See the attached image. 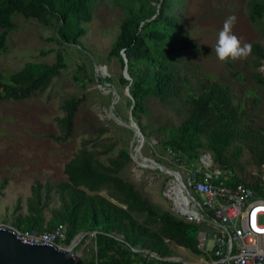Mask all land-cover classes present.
Masks as SVG:
<instances>
[{"label": "rangeland", "instance_id": "374dc122", "mask_svg": "<svg viewBox=\"0 0 264 264\" xmlns=\"http://www.w3.org/2000/svg\"><path fill=\"white\" fill-rule=\"evenodd\" d=\"M124 1L93 0L92 20L84 25L86 33L79 39L81 46L67 45L64 49L53 39L52 26L45 27L35 19L20 15L13 17L15 28L7 38L6 51L0 55L1 73L18 72L29 61L52 64L58 50L63 52L66 67L43 93L18 102L0 99V182L3 179L6 182L0 191L1 222L12 225L19 214H26L34 184L65 181L64 165L83 146L99 152L95 159L105 165L126 147L131 161L119 177L133 184L158 210L169 212L161 195L168 177L157 169L167 149L161 143L168 140L169 132L184 120V100L188 94H198L199 86L206 81L229 87L234 104H239L244 111V125L255 132L264 125V88L255 84L251 77L253 58L247 56L221 62L215 53L218 34L226 18L236 17L232 34L242 44L262 46L264 19L254 25L250 23L248 0H179L167 13L178 18L179 28L192 45L172 64L181 84L179 97L165 103L148 97L146 114L140 116L142 133L125 103L130 96L118 81L123 71L115 58L108 59L124 17L120 5ZM156 57L162 64V71L169 72L165 52L158 50ZM80 66L84 68L79 69ZM256 71L264 78V63ZM105 77L112 83L106 82ZM72 97L80 102L72 119L71 134L65 138L59 120L65 116L64 102ZM253 99H256L255 104ZM131 124L140 131L142 144L137 135L133 136L135 129ZM111 145L110 152L101 153ZM135 152L140 154L135 155ZM138 160L144 168L139 167ZM233 170L242 180L252 182L260 167L254 164L251 152L243 148ZM50 195L51 200L44 210L46 220L50 219L51 210L59 207L57 195L53 191ZM90 257L91 253L85 250L83 259Z\"/></svg>", "mask_w": 264, "mask_h": 264}, {"label": "trees", "instance_id": "16d2710c", "mask_svg": "<svg viewBox=\"0 0 264 264\" xmlns=\"http://www.w3.org/2000/svg\"><path fill=\"white\" fill-rule=\"evenodd\" d=\"M126 1L120 4L124 17L108 59L115 58L123 71L125 64L121 53L125 52L131 81L122 74L118 81L128 88L130 98L125 103L143 133L140 116L146 114L145 100L153 97L165 103L179 97L181 84L172 64L192 45L179 28L178 18L167 13L178 5L179 0ZM92 2L0 0V55L7 49V38L15 28L13 17L16 15L35 19L45 27L52 26L55 33L53 39L61 49L67 45H80L79 39L86 33L84 25L92 20ZM247 15L252 25L264 19V0H248ZM250 45L252 51L248 56L253 58L251 77L255 84L264 88V78L256 71L264 63V46L257 43ZM160 49L167 57L169 72L162 71V64L156 57ZM65 67L63 52L58 50L52 64L29 61L18 72H0V99L18 102L43 93ZM104 79L112 83L109 77ZM199 90L196 95L188 94L184 100V120L177 129L169 132L168 140L161 145L181 150L190 158H196L198 151L205 149L212 153L217 163L229 168L231 185L245 184L235 174L233 164L246 148L256 166L264 165V125L259 132H255L243 124L244 111L239 104H234L227 85L206 81L199 86ZM79 102L72 97L62 106L65 116L59 122L65 138L71 134L72 119ZM111 149L112 145L101 153H108ZM98 153L83 146L64 165L65 181L34 184L27 200L26 214H19L11 224L21 230L39 232L63 225L67 243L81 231H98L96 262L90 257L82 259V264H144L141 254H133L126 244L153 252L160 258L176 257L174 246L197 253L198 227L178 220L168 211L158 210L133 184L119 177L131 161L126 147L109 159L107 165L95 159ZM5 185V180L0 182V191ZM246 185L257 188L256 182ZM52 191L57 195L59 207L51 210V217L46 220L44 210L51 200ZM101 192L105 195H100ZM111 234L121 236L125 244L108 236Z\"/></svg>", "mask_w": 264, "mask_h": 264}, {"label": "built area", "instance_id": "2783aa9c", "mask_svg": "<svg viewBox=\"0 0 264 264\" xmlns=\"http://www.w3.org/2000/svg\"><path fill=\"white\" fill-rule=\"evenodd\" d=\"M166 148L157 166L168 177L161 195L172 216L198 227L197 253L186 252V260L160 258L126 244L130 251L141 254L144 264H264V165L255 174L252 182L257 183V188L252 189L246 185L251 182L246 181L231 185V172L205 149L199 150L196 158H190L181 150ZM137 163L144 168L142 162ZM0 232L10 233L23 245L52 248L74 260L81 261L87 250L96 262L98 231H81L69 243L63 225L39 232L21 230L0 221ZM108 236L124 243L119 235Z\"/></svg>", "mask_w": 264, "mask_h": 264}, {"label": "water", "instance_id": "95a60500", "mask_svg": "<svg viewBox=\"0 0 264 264\" xmlns=\"http://www.w3.org/2000/svg\"><path fill=\"white\" fill-rule=\"evenodd\" d=\"M124 60L123 77L131 81L127 72V59L125 52L121 53ZM128 92V88H126ZM134 134L142 135L135 125ZM0 264H82L80 260H74L63 252L42 246H27L17 241L10 233L0 232Z\"/></svg>", "mask_w": 264, "mask_h": 264}, {"label": "clouds", "instance_id": "9594fccd", "mask_svg": "<svg viewBox=\"0 0 264 264\" xmlns=\"http://www.w3.org/2000/svg\"><path fill=\"white\" fill-rule=\"evenodd\" d=\"M236 17L229 16L225 19L223 28L220 30L215 46L216 57L221 62H227L229 59L235 61L245 59L251 54V45L243 43L234 34L232 28L235 24Z\"/></svg>", "mask_w": 264, "mask_h": 264}, {"label": "crops", "instance_id": "0c3cea01", "mask_svg": "<svg viewBox=\"0 0 264 264\" xmlns=\"http://www.w3.org/2000/svg\"><path fill=\"white\" fill-rule=\"evenodd\" d=\"M4 180H5V179H3V181H4ZM244 182H245V181H244ZM174 249H175V252L179 253V255L177 254V256H176L175 258L186 260V259H184L185 257L183 256V255L186 256V250H185L184 248L174 246ZM182 253H183V254H182Z\"/></svg>", "mask_w": 264, "mask_h": 264}, {"label": "bare ground", "instance_id": "6f19581e", "mask_svg": "<svg viewBox=\"0 0 264 264\" xmlns=\"http://www.w3.org/2000/svg\"><path fill=\"white\" fill-rule=\"evenodd\" d=\"M121 124V123H120ZM135 135H137V134H135ZM134 135V132H133V136H135ZM138 136V138H139V140H140V142H141V144H142V138L139 136V135H137Z\"/></svg>", "mask_w": 264, "mask_h": 264}]
</instances>
